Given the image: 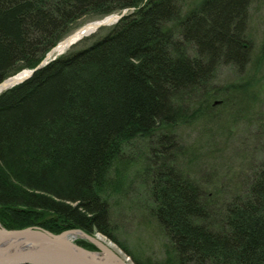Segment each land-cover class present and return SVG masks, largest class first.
<instances>
[{
	"label": "trees",
	"instance_id": "obj_1",
	"mask_svg": "<svg viewBox=\"0 0 264 264\" xmlns=\"http://www.w3.org/2000/svg\"><path fill=\"white\" fill-rule=\"evenodd\" d=\"M252 4L264 0H0V81L81 22L130 8L0 92V223L99 232L133 264H264V144L223 186L205 160L213 143L206 154L210 143L181 138L197 123L238 122L232 104L247 89L258 98L264 34L255 52ZM223 68L233 78L220 84Z\"/></svg>",
	"mask_w": 264,
	"mask_h": 264
},
{
	"label": "rangeland",
	"instance_id": "obj_2",
	"mask_svg": "<svg viewBox=\"0 0 264 264\" xmlns=\"http://www.w3.org/2000/svg\"><path fill=\"white\" fill-rule=\"evenodd\" d=\"M86 22L88 21H83L80 25ZM249 30L256 49L255 52H257L264 34V7L259 4L251 5ZM232 78L233 76L231 73L223 68L220 71L217 82L224 84L232 80ZM261 85L262 87L259 90L260 94L258 98V88L255 86L247 89L246 93L238 99L237 103L234 102L232 104V113L238 122L232 121L230 117H225L224 119H226V121H222L221 123L210 124L202 122L182 130L181 138L185 143H190L197 147L200 146L202 150L205 144L210 143L209 146H212L211 143H213L216 150V157L208 155L205 157V160L208 161L207 164L211 165L214 161L218 165L217 171H219V176L215 181L216 183L220 182L223 186L225 185L224 183H228V181L230 179L232 180V177L234 178L237 174H239V181L242 173L248 171L249 167H252V164H256L258 160L263 159L259 156L258 148L261 144H264V80ZM256 99L257 101L255 102ZM210 131H212L213 135H210ZM213 146L211 148H206L204 153L212 154ZM262 152L264 153V150ZM220 156H222V161H219ZM210 165H205L202 169H199V174L206 175L207 179L211 177V172L209 171ZM235 183L239 184L236 181ZM124 231L128 234L129 238L135 239L141 244L148 253L159 255V246L150 243L146 233L140 230L136 231L135 227L131 225H126ZM90 235L98 236L101 241L114 249L123 259L133 264L130 256L109 238L99 232ZM121 240L123 239L121 238ZM123 243H126V241Z\"/></svg>",
	"mask_w": 264,
	"mask_h": 264
},
{
	"label": "water",
	"instance_id": "obj_3",
	"mask_svg": "<svg viewBox=\"0 0 264 264\" xmlns=\"http://www.w3.org/2000/svg\"><path fill=\"white\" fill-rule=\"evenodd\" d=\"M127 10L80 25L51 46L34 69L22 70L0 81V92L30 77L35 70L62 53L65 48L75 44L83 35L88 36L98 28L117 21ZM73 235L88 240L96 247V250H89L78 245L74 242ZM0 264L130 263L106 243L81 229H69L56 234L38 226L7 229L0 224Z\"/></svg>",
	"mask_w": 264,
	"mask_h": 264
},
{
	"label": "bare ground",
	"instance_id": "obj_4",
	"mask_svg": "<svg viewBox=\"0 0 264 264\" xmlns=\"http://www.w3.org/2000/svg\"><path fill=\"white\" fill-rule=\"evenodd\" d=\"M125 9H128V10H127V12H128L130 8H125ZM125 13H126V12H125ZM112 14H117V13H112ZM109 15H111V14H109ZM109 15H106V16H109ZM106 16H104V17H106ZM104 17L99 18V19H94V20H100V19H103ZM106 19H108V18H106ZM94 20H89V21H94ZM108 25H111V24H108ZM108 25H106V26H108ZM102 27H103V26H102ZM100 28H101V27H100ZM100 28H98V29H100ZM98 29H97V30H98ZM97 30H95L94 32H96ZM94 32H93V33H94ZM84 37H87V36L83 35V36L80 38V40L83 39ZM61 39H62V38H61ZM61 39H60V40H61ZM80 40H77L76 43H77L78 41H80ZM58 41H59V40H58ZM58 41H57V42H58ZM57 42H56V43H57ZM56 43H55V44H56ZM52 46H53V45H52ZM65 51H66V48L63 50L62 53H64ZM62 53H60V54H62ZM60 54H58L57 56H59ZM57 56H56V57H57ZM56 57H55V58H56ZM55 58L49 60L48 63H49L50 61L54 60ZM39 62H40V61H39ZM38 64H39V63H37L36 66H37ZM46 64H47V63H45L44 65H42L40 68H42V67L45 66ZM36 66H35V67H36ZM35 67H33V68H31V69H34ZM40 68H38V69H40ZM38 69H37V70H38ZM24 70H25V69H24ZM35 71H36V70H35ZM35 71H34V72H35ZM18 73H19V72H18ZM16 74H17V73H16ZM14 75H15V74H14ZM68 230H69V229H68ZM64 231H65V230H64ZM72 237H73L74 242H75L76 239L80 238L79 236H76V235H73ZM95 237L99 238L98 236H95ZM82 239H84V238H82ZM99 239H100V238H99ZM85 240H86V239H85ZM87 241H88V240H87ZM88 242H89V241H88Z\"/></svg>",
	"mask_w": 264,
	"mask_h": 264
}]
</instances>
